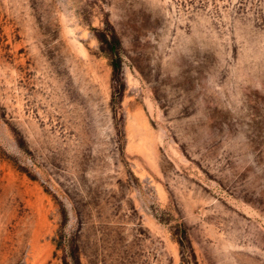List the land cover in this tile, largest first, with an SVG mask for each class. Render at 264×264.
Listing matches in <instances>:
<instances>
[{"label":"rangeland","instance_id":"obj_1","mask_svg":"<svg viewBox=\"0 0 264 264\" xmlns=\"http://www.w3.org/2000/svg\"><path fill=\"white\" fill-rule=\"evenodd\" d=\"M0 264H264V0H0Z\"/></svg>","mask_w":264,"mask_h":264},{"label":"trees","instance_id":"obj_2","mask_svg":"<svg viewBox=\"0 0 264 264\" xmlns=\"http://www.w3.org/2000/svg\"><path fill=\"white\" fill-rule=\"evenodd\" d=\"M114 68H117L118 67V65H119V63L118 62H114Z\"/></svg>","mask_w":264,"mask_h":264}]
</instances>
